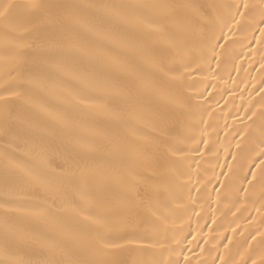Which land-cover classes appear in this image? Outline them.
<instances>
[{
	"label": "snow or ice",
	"instance_id": "snow-or-ice-1",
	"mask_svg": "<svg viewBox=\"0 0 264 264\" xmlns=\"http://www.w3.org/2000/svg\"><path fill=\"white\" fill-rule=\"evenodd\" d=\"M249 261L264 0H0V264Z\"/></svg>",
	"mask_w": 264,
	"mask_h": 264
},
{
	"label": "bare ground",
	"instance_id": "bare-ground-1",
	"mask_svg": "<svg viewBox=\"0 0 264 264\" xmlns=\"http://www.w3.org/2000/svg\"><path fill=\"white\" fill-rule=\"evenodd\" d=\"M258 67V66H257ZM253 74L254 75H257V78H258V74H257V72H256V70L254 69V71H253ZM201 243H203V241H201ZM249 264H251V261H249Z\"/></svg>",
	"mask_w": 264,
	"mask_h": 264
}]
</instances>
